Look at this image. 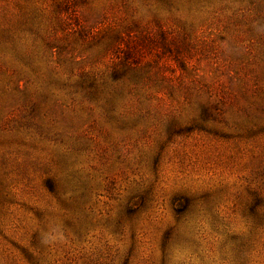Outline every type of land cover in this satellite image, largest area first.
Masks as SVG:
<instances>
[{"label":"rangeland","instance_id":"374dc122","mask_svg":"<svg viewBox=\"0 0 264 264\" xmlns=\"http://www.w3.org/2000/svg\"><path fill=\"white\" fill-rule=\"evenodd\" d=\"M0 264H264V0H0Z\"/></svg>","mask_w":264,"mask_h":264}]
</instances>
